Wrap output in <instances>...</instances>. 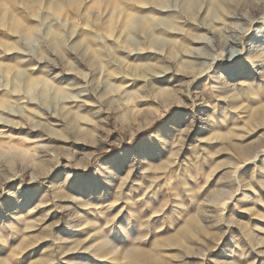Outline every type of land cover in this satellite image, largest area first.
Listing matches in <instances>:
<instances>
[{
    "label": "rangeland",
    "instance_id": "obj_1",
    "mask_svg": "<svg viewBox=\"0 0 264 264\" xmlns=\"http://www.w3.org/2000/svg\"><path fill=\"white\" fill-rule=\"evenodd\" d=\"M55 1L0 48V264H264V0Z\"/></svg>",
    "mask_w": 264,
    "mask_h": 264
},
{
    "label": "bare ground",
    "instance_id": "obj_2",
    "mask_svg": "<svg viewBox=\"0 0 264 264\" xmlns=\"http://www.w3.org/2000/svg\"><path fill=\"white\" fill-rule=\"evenodd\" d=\"M21 1H22L21 5L26 4L27 6L18 8V7H15L12 4V2L8 3L7 6L4 8H2L0 6V48H2V49L8 48L9 46H11L12 48H17V43L10 42L11 39L13 41L14 37L21 35L22 33L26 32L29 29H32L31 25H29L28 22L33 21V19L27 18V17L23 16L22 14H17V11L19 9H21L22 12L23 11H29V10L31 11L33 7H38L39 3L42 2V0H21ZM82 1L83 0H56L53 4L55 6V10L57 12L61 13L63 11V8L65 5L73 4V5L77 6V5H80ZM100 1H102V0H100ZM107 1L109 4H112V3L115 5L122 4L123 6L121 8L120 7L113 8V12L125 13V11H126L125 6L130 5L129 1L141 2L143 0H107ZM75 16H77V15H74V17ZM2 19H3V21L1 22ZM35 36L36 35H35L34 31L32 34L28 35L29 39H33ZM48 129H50L51 132L54 131V129H52V128H48ZM55 135H57V134H55ZM249 154H251V150H248V155ZM255 157L257 158L258 156L255 155L253 157L254 160H255ZM169 191L166 195L168 197H170ZM226 203L227 202H224V205ZM194 220L195 219H191L190 224L194 223ZM189 226L190 225L187 226V230L189 229ZM100 250L102 252H105L107 250V248L105 245H101ZM128 256H130L129 259L132 262H134V264L138 263V262L145 264V250L144 249L133 247L130 250H128ZM155 264H164V263L162 261H156Z\"/></svg>",
    "mask_w": 264,
    "mask_h": 264
}]
</instances>
